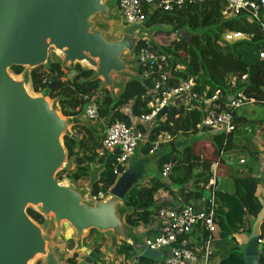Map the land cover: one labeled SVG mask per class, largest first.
<instances>
[{
  "label": "water",
  "instance_id": "obj_1",
  "mask_svg": "<svg viewBox=\"0 0 264 264\" xmlns=\"http://www.w3.org/2000/svg\"><path fill=\"white\" fill-rule=\"evenodd\" d=\"M114 19L107 0H0V264H32L39 257L45 264L67 261L59 251H49L44 229L28 215L29 209L53 218L56 240L64 239L63 226L68 224L78 242L86 232L110 233L112 248L128 243L138 252L144 248L145 258L162 259L161 252L140 244L124 219V202L132 189L144 184L148 159L136 153L109 197L88 201L87 191L58 180L68 160L64 137L73 119L64 117L47 95L30 93L29 76L18 79L11 73L14 67L41 68L54 51L68 68L82 65L94 70L102 92L122 90L124 84L115 79L134 71L127 55L133 57L147 39L130 29L118 40L108 39L104 26ZM196 36L188 30L177 33L180 41L189 44ZM77 74L74 69L69 78ZM263 222L264 207L243 249L247 264H262ZM98 259L104 260L105 254L95 246L85 264Z\"/></svg>",
  "mask_w": 264,
  "mask_h": 264
},
{
  "label": "trees",
  "instance_id": "obj_2",
  "mask_svg": "<svg viewBox=\"0 0 264 264\" xmlns=\"http://www.w3.org/2000/svg\"><path fill=\"white\" fill-rule=\"evenodd\" d=\"M158 19L164 24H176V29L158 30L167 36H173L174 41L170 46L153 43L152 50L169 56L171 71V84L176 86L180 81L193 80L196 83L194 91L202 94L208 91L209 96L215 92H221V103L230 97L243 92L249 98L256 100V105L264 107V61L260 60L259 52L264 49V31L258 23H251L242 15L238 18L224 19L221 15L219 2H204L201 5L190 8L180 15L161 14ZM158 20H151L149 24ZM188 30L195 33L193 43L178 41L174 31ZM235 32L249 36L250 39L235 43L222 41L223 34ZM137 46L136 53L141 47ZM183 66V70L176 69ZM24 68L14 67L12 72L20 76ZM74 70L66 67L63 61L54 55L46 65L31 71V86L34 93L47 95L59 106L61 114L70 119H77L83 115L86 103L82 96H94L98 102L100 119L106 123L124 122L128 125L135 124L138 119L151 115L150 104L154 99L153 79L140 77L143 69L138 67L137 76L129 79L120 94L114 98L110 91L101 90L102 82L96 79L93 70L82 69L80 65L75 68L78 72L73 78L69 73ZM46 77L51 79V84L43 86ZM52 86V87H51ZM202 121L200 111H186L182 106L170 107L166 113L158 114L149 135V143L138 152L144 157H153L159 153V176H155L151 183L143 184L130 191L124 202L126 210L132 212L126 216L128 225L138 228L141 225L156 223L155 216L159 208L164 204L159 203L157 195L161 190L174 193L171 189H177L187 201L199 202L204 198L203 191L213 178L212 168L218 163L216 172L217 182L228 178L233 180L235 192L229 194L221 190L215 191V221L219 228L218 249L223 250L219 264H247L243 250L238 242L237 235L243 230V234H249L251 227L262 211L264 204L257 197L258 187L263 183L256 176L237 177L227 166L225 158L220 154L225 149L231 152L233 135L227 137V146L224 148L225 135L215 134L210 141L204 142V146L197 150L196 142L186 145L182 151L177 149L178 140L181 137L201 135L206 130H199L197 126ZM240 121L235 119L237 125ZM264 122H261V127ZM85 136L74 137L66 135L64 145L68 153V159L73 160L76 170H62L58 174L59 181H63L66 173L70 181L77 183L89 177V166L96 161L103 167L101 175L92 185L91 196L97 195L101 190L109 191L119 178L113 173L111 160L99 159L97 149L103 137L104 127L89 125L83 127ZM169 134L172 137L170 143L161 146L160 150L151 155V142L156 141L161 135ZM264 142V131L259 135ZM137 152V153H138ZM196 154V155H195ZM173 163V175L168 182L161 178L163 165ZM28 215L39 225L43 226L46 219L33 209L28 210ZM252 219V222L249 219ZM93 232V231H92ZM261 238L264 239V222L261 226ZM230 250L226 251V246ZM75 242L70 241L69 248L73 250ZM133 248L124 245L119 248L121 255ZM154 259L141 257L140 264H150ZM264 264V256H261ZM68 264H77V256L68 259Z\"/></svg>",
  "mask_w": 264,
  "mask_h": 264
},
{
  "label": "built area",
  "instance_id": "obj_3",
  "mask_svg": "<svg viewBox=\"0 0 264 264\" xmlns=\"http://www.w3.org/2000/svg\"><path fill=\"white\" fill-rule=\"evenodd\" d=\"M208 1L219 2L222 18L233 19L244 15L249 22L258 23L264 31V0H118V8L124 23L131 28H137V31H134L126 25L115 22L119 31L130 29L135 34L143 33L146 36L145 46L141 47L137 53L135 51L132 59L135 57L138 66L143 69L140 74L142 79L152 77L155 94L150 104L151 115L138 119L132 125L117 121L107 123L105 126L96 153L99 159L107 162L111 160L113 173L118 177L127 169L131 158L149 143L152 125L158 114L165 108L182 106L186 111H200L202 121L197 128L210 132V140L217 133L225 135L224 148H226L227 137L236 131V112L244 107L256 105V100L247 97L243 92L221 103L223 98L221 92H215L212 96H209L208 91L199 94L194 91L196 83L193 80L180 81L179 84L173 86L169 56L152 50V44L155 43L153 37L159 33L158 30L176 29V24L160 22L159 15L184 14L190 8ZM151 20L158 21L149 24ZM174 32L175 38L180 41L177 38L178 31ZM247 39L250 37L235 32H226L222 37V41L230 44ZM259 57L264 61V49L259 52ZM176 69L183 70L184 67L177 66ZM50 84L51 79L46 77L43 86ZM38 94L43 95V93ZM82 99L86 103L83 116L92 123L104 121L100 119L97 99L89 95L82 96ZM171 141V135L164 134L151 142V155L157 153L162 145ZM226 155L224 149L220 154L221 159H226ZM241 163L243 164L244 161ZM174 167L173 163L163 165L161 173L163 181H169ZM217 169L218 163L213 166V178L206 186V191L210 192L207 200L195 203L187 201L175 189H171L174 195L161 190L157 199L164 205L157 211L156 223L149 226L141 225L138 227L139 230L133 228L134 231L145 234V249L162 253L160 261L155 260L150 264H218L215 263L216 245L219 241V228L215 221V191L219 185L216 177ZM149 183L147 181L144 184ZM110 190L108 192L101 190L97 195L90 196L89 201L97 203L106 200L110 195ZM240 234H243V230ZM259 242L261 243V240ZM124 245L130 244L124 243ZM141 257L142 254L138 255L133 264H140ZM114 260L116 264L127 263L126 257L122 254L116 256Z\"/></svg>",
  "mask_w": 264,
  "mask_h": 264
},
{
  "label": "rangeland",
  "instance_id": "obj_4",
  "mask_svg": "<svg viewBox=\"0 0 264 264\" xmlns=\"http://www.w3.org/2000/svg\"><path fill=\"white\" fill-rule=\"evenodd\" d=\"M107 4L112 7L113 15L115 18L114 22H119L123 25H126L124 23V20L120 14V11L118 8V0H107ZM126 26L128 28H131L128 25H126ZM104 27H105L104 33L108 39L118 40L121 38L122 32L119 31V28L115 23L110 22V23L106 24V26H104ZM131 29H133L134 31H137L136 27H133ZM153 38L155 39V42H157V43H160L159 40L162 39V45H165V46H169V45L171 46L173 41L175 40L173 36H167L163 33H157L154 35ZM54 55L59 57L58 54H56V52L52 51L49 61L54 58ZM59 58L62 60L61 57H59ZM127 59L128 60L130 59V62L132 64L134 71L129 73L126 76V78H124V79H119V78L115 79L118 82H121L123 84H125L129 79H132V78L137 76L136 72H137V69L139 67L138 63L135 61V57H134V59H132V57L127 56ZM78 66L79 65H77L76 67H78ZM80 67L83 68L82 65H80ZM31 71H32V69L25 68L24 73L20 76L15 75L13 72H11V73L16 78L19 79V78H22L25 76L30 77ZM30 79H31V77H30ZM28 90L30 93L36 94L32 90L31 82L28 85ZM101 90H102V85H101ZM120 91L121 90H116L114 92L110 91V92L113 95V97L116 98L120 94ZM50 101L52 104H55L53 100L50 99ZM99 123H101V125H103L104 130H105V126L107 124L105 122V120L102 122L100 121V122L92 123L87 118H85L83 115H81L79 118L73 120L69 135L74 136V137H79V138L84 137L85 132L83 130L84 129L83 127L87 128V127H89V125L93 126V125H98ZM201 134L203 136H201L199 134V135H194L191 137L186 136V137L179 138V140L177 142H178V144L182 142V144H180L179 146L177 145V149L182 151L186 145H191L194 142H196L197 143L196 148H197V150H199L200 148H202L204 146V142H206L208 140L207 138H205V136H209L210 132L205 131V132H202ZM137 154H138L139 158H147L149 161V165L147 167V173H146V177L144 179V183L147 181H149L151 183L152 179L155 178V176H157V177L159 176V169H158L159 153L155 154L153 157H144L139 152ZM237 155L240 156L239 154H237ZM245 157L247 158V160L249 162L251 159L250 154L247 153V155ZM128 166H129V163L127 165V168H128ZM63 170H68V171L70 170V171L74 172L76 170V166L74 164V161L68 159ZM102 170H103V167L100 165L99 162L96 161L94 164L89 166V177L86 180L84 179V180H81L77 183H74V182L70 181L68 178H66L67 174L65 173L63 175V181H61V180L60 181L71 183L78 190L87 191V200L89 201V199L91 198L90 196H91L92 185L95 181H97L99 179ZM263 177H264V175H263ZM263 180H264V178H263ZM231 188L235 189L234 182L231 185ZM176 191L179 192L177 189H176ZM203 194H204L203 200H207V198H209L210 192L205 190V191H203ZM123 207H124V211H125L124 219H125L126 224H128L126 221V216L131 215L132 212L129 210H126L125 205H123ZM42 227L44 229L45 236L48 240L49 251H55L56 250V251H59L60 253H62L63 255H65L67 261L63 264H68V259L73 258L75 255L77 256V264H85V259L88 257V255L91 253L92 249L95 246L100 247L101 251L105 254V259L104 260L98 259L95 261L94 264H116L115 260L112 257H116V256L120 255L118 252L119 248L114 249V248H112V246H110V242H111L110 233L99 234L97 231L86 232L84 237L80 240V242H78L75 239L74 230L68 224H64V226H63L64 239H62V240H56L55 239V237H56V226H55L53 218L46 219V223ZM136 230H139V228H136ZM248 235L249 234H246V236H248ZM136 236H137L140 244L143 245L144 239H145V234H141L139 231H136ZM219 239L221 240L220 237H219ZM70 241L75 242V247L73 250H71L69 248ZM119 244H120V248L122 246H124V243L120 242ZM143 247H144V245H143ZM230 248H231V246L227 245L225 253H226V251L230 250ZM110 252H111V254H113L112 257L109 254ZM126 253L127 252L124 251V253H122V255L127 257ZM142 253H144V248L140 252H138L136 249L133 248L131 251H129L128 256L130 258L127 259V263L123 262V264H125V263L126 264H133L136 257L138 255H141ZM223 255H225V254H223V250L218 249L215 252V259L216 260L218 259L220 261V259L222 258ZM32 264H45V259L43 257H39L35 261H33Z\"/></svg>",
  "mask_w": 264,
  "mask_h": 264
},
{
  "label": "crops",
  "instance_id": "obj_5",
  "mask_svg": "<svg viewBox=\"0 0 264 264\" xmlns=\"http://www.w3.org/2000/svg\"><path fill=\"white\" fill-rule=\"evenodd\" d=\"M235 119L240 121V123L238 122L236 125V131L233 134L234 148L231 152L227 153L225 159L226 164L237 177L251 175L263 180L264 142L259 135L264 131V126L261 127V122H264V107L258 105L244 107L236 112ZM210 136L211 135L205 136V138L208 139L207 141H210ZM247 153L251 156L249 162L245 157ZM242 161H244L243 164L241 163ZM219 181L218 184H220L223 191L228 192L229 194L235 192V189L231 188V185L233 184L231 179L225 178ZM256 195L264 204V180L258 187ZM249 220L252 222L251 218ZM236 237L243 250L247 243L246 234H238ZM262 256H264V250ZM215 261V263L218 264L220 262L218 259Z\"/></svg>",
  "mask_w": 264,
  "mask_h": 264
}]
</instances>
